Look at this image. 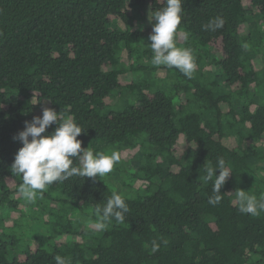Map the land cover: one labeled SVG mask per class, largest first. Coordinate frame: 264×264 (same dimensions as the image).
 <instances>
[{
  "label": "trees",
  "instance_id": "obj_1",
  "mask_svg": "<svg viewBox=\"0 0 264 264\" xmlns=\"http://www.w3.org/2000/svg\"><path fill=\"white\" fill-rule=\"evenodd\" d=\"M164 6L0 0V264H56V255L71 264H264V211L241 213L236 197L264 196V0H184L177 47L193 52L191 78L137 47L145 35L132 15L150 34L149 12ZM217 16L223 28L205 30ZM45 107L86 130L82 148L139 147L133 166H114L121 189L97 176L55 182L31 201L19 192L14 137ZM218 158L232 174L211 205L204 169ZM114 192L129 207L123 223L98 211ZM28 209L41 223L35 239L21 222ZM153 240L168 243L152 252Z\"/></svg>",
  "mask_w": 264,
  "mask_h": 264
},
{
  "label": "clouds",
  "instance_id": "obj_2",
  "mask_svg": "<svg viewBox=\"0 0 264 264\" xmlns=\"http://www.w3.org/2000/svg\"><path fill=\"white\" fill-rule=\"evenodd\" d=\"M183 3L184 0H164V7L150 10L149 19L155 22L149 36L153 53L151 62L156 66L177 68L191 78L196 68L193 52L190 48L177 47L175 42L177 29L182 22ZM225 22L223 17L217 16L209 20L204 28L216 31L223 28ZM60 113L54 108L45 107L42 115L26 121L24 129L14 137L23 146L16 153L11 170L22 176V184L18 190L27 200L35 199L37 193L42 194L47 186L72 177L96 178L99 175L103 178L121 161L119 152L113 151L108 155L100 151L94 152L89 147L82 148V141L77 137L86 130L72 117L62 118ZM54 123L58 125L55 130L45 134ZM217 169L220 170L218 175ZM204 170L205 179L213 182V195L209 197L208 203L217 205L222 199L221 188L232 171L226 166L223 158H218L215 167L206 166ZM236 197L241 213L257 216L260 211H264V196L257 199L239 189L236 191ZM98 211L103 221L114 219L117 223H123L129 213V207L125 199L114 192ZM161 243L166 245L168 241L153 240L152 252L158 251ZM54 260L56 264H71L69 259L60 255H56Z\"/></svg>",
  "mask_w": 264,
  "mask_h": 264
},
{
  "label": "rangeland",
  "instance_id": "obj_3",
  "mask_svg": "<svg viewBox=\"0 0 264 264\" xmlns=\"http://www.w3.org/2000/svg\"><path fill=\"white\" fill-rule=\"evenodd\" d=\"M131 18H132V20H131L132 28H134L135 30H140V32H141L140 34L142 36L145 35L143 37V39L140 41V43L137 44V47H139V49L141 51H144L147 48H151V46H150L151 41L149 39V36H150L151 33L150 34L148 33L149 32L148 31V28H149L148 22L146 21L145 18L142 19V18H139L136 15L134 17L132 15ZM180 41H181V39H180L179 35L178 36L176 35V37H175L176 46H178L177 44ZM206 47L207 46L203 45L204 49ZM216 52H217V48L216 47H211L210 48V56H212ZM123 56H124V58L127 57V51L126 50L123 51ZM148 59L149 58H145V61H148ZM132 62H133V59H132ZM125 64L128 65L127 63H125ZM206 68H210V67L207 65ZM144 74L145 73H138L136 78L137 79L143 78L145 76ZM163 74H164V70L159 71V75L163 76ZM195 74H197V73H195ZM170 83H172V81H170ZM102 148L103 149L100 150V152H104L105 154H108V155H110L113 151L119 152L120 155H121V160L123 162L124 161L127 162L126 166L128 168L133 166L138 161V159L141 156L140 155L141 154V150L139 149V147L135 148L134 150H125V149L122 150V149H120L117 146H109V145L105 146L104 145V146H102ZM91 150L96 152V150L94 148L91 149ZM97 151H99V150H97ZM123 162H122V164H124ZM114 169H115V167L113 168V171H114ZM97 176L100 177L99 175H97ZM103 178L106 181L110 182L114 187L118 186L119 189H121L123 187L121 178H120V176L115 174V171H114V173L110 172V173L106 174ZM136 184L137 185L140 184L139 180L136 181ZM47 190H48V186H47L45 191H47ZM37 207L41 208L39 202H37ZM26 214H27V217L21 219V222H26L27 223V226L25 227V235L28 238L35 239V238H37V236L39 235V233L41 231V223L39 221L40 219H34L33 215L31 214V211L29 209H28ZM16 218L18 219V218H20V216L17 215V217H15V218L13 217V219L7 220L6 224L11 226L13 224V220L16 219ZM20 249H21V247H18L17 251H20Z\"/></svg>",
  "mask_w": 264,
  "mask_h": 264
}]
</instances>
